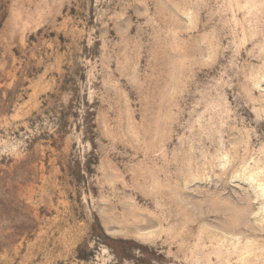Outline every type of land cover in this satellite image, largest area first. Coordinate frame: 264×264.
Returning <instances> with one entry per match:
<instances>
[{
    "label": "rangeland",
    "instance_id": "rangeland-1",
    "mask_svg": "<svg viewBox=\"0 0 264 264\" xmlns=\"http://www.w3.org/2000/svg\"><path fill=\"white\" fill-rule=\"evenodd\" d=\"M0 264H264V0H0Z\"/></svg>",
    "mask_w": 264,
    "mask_h": 264
}]
</instances>
